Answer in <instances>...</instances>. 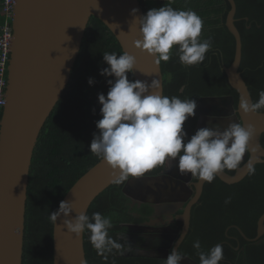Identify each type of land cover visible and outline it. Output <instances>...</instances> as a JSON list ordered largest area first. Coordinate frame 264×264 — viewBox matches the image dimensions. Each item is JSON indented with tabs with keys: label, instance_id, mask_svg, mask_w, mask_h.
Masks as SVG:
<instances>
[{
	"label": "water",
	"instance_id": "95a60500",
	"mask_svg": "<svg viewBox=\"0 0 264 264\" xmlns=\"http://www.w3.org/2000/svg\"><path fill=\"white\" fill-rule=\"evenodd\" d=\"M229 2L231 9L226 25L236 38V52L231 65L224 69L229 83L239 93L238 104L235 107L233 95L202 96L196 114L200 115L198 128L219 126L223 130L233 121L254 126L255 134L245 153H250L251 158L235 174L225 171L218 174L231 184L241 181L264 157L261 141L264 111L245 113L241 109L242 98L250 103H254V99L240 70L243 40L235 24L237 3ZM134 8L138 9L135 15ZM144 14L140 0H17L12 20L7 102L0 117V264H23L26 203L34 149L70 81L92 16L108 26L124 52L136 56L134 79L150 83L158 78L159 91L164 95L161 62L157 64L154 56L135 44L142 37L134 19ZM113 181V170L102 158L66 193L63 201H72L73 212L68 217L62 214L57 225L53 224V264H82L83 261L88 264L84 232L77 236L68 231L64 220L74 218L80 211L87 214L92 202ZM205 182L199 178L196 183L198 194ZM178 187L184 188V184L172 175H143L130 177L122 192L141 205L147 200L174 199ZM183 257L181 264H199L188 256Z\"/></svg>",
	"mask_w": 264,
	"mask_h": 264
},
{
	"label": "trees",
	"instance_id": "16d2710c",
	"mask_svg": "<svg viewBox=\"0 0 264 264\" xmlns=\"http://www.w3.org/2000/svg\"><path fill=\"white\" fill-rule=\"evenodd\" d=\"M235 1V24L243 40L240 70L255 103L259 99V92L264 90V0ZM140 3L147 13L150 8L167 4V0H140ZM171 6L175 9L194 10L202 17L204 28L200 39L211 38L212 47L203 62L189 66L181 64L174 46L171 58L166 62L161 61L164 95L198 101L201 96L230 93L234 96L237 107L239 93L229 83L224 69L231 65L236 52V38L226 25L231 9L229 0H175ZM104 53L120 55L124 51L108 26L98 17L92 16L70 81L48 117L34 149L26 203L23 264H53V223L50 221V214L58 210L60 202L73 184L102 159L90 152V144L94 134L99 133L96 121L102 118V105L98 95H107L110 88L108 80L115 79L100 74L102 68L108 67L103 59ZM128 75L130 80H135L133 73ZM90 77L95 80L92 85L88 83ZM1 114L2 109L0 117ZM195 121V117H192L185 122L189 137L196 131ZM261 141L264 146V133ZM164 166L165 163L158 165L144 175L155 174ZM257 178L258 175L251 173L236 183V186H230L216 176L206 184L210 190H206L205 200L214 199L217 205L215 209L225 211L229 198L233 202L239 198L236 202L243 198L247 200V194L243 197V192H246L244 185L260 183ZM125 182L113 183L106 188L92 202L87 213L90 218L94 212L110 217L112 227L109 235L122 247L111 253L98 255L90 242V232L85 229L84 243L88 264H146V259L120 255L125 241L126 227L123 223L135 221L130 213V198L122 192ZM238 185L243 187V192H233ZM223 197L224 199H220ZM205 211L212 212L210 203ZM205 211L201 213L200 230L214 228L216 221L220 219V216L210 215L205 218ZM196 240L200 241L201 249L191 247L192 251L188 252L200 263L199 251L208 252L213 242L207 239L205 233L200 234ZM165 261H160L159 264H166Z\"/></svg>",
	"mask_w": 264,
	"mask_h": 264
},
{
	"label": "clouds",
	"instance_id": "9594fccd",
	"mask_svg": "<svg viewBox=\"0 0 264 264\" xmlns=\"http://www.w3.org/2000/svg\"><path fill=\"white\" fill-rule=\"evenodd\" d=\"M174 2L167 0V4L150 8L146 14L134 19L142 37L135 41L136 47L146 50L159 64L171 58L175 46L181 64H199L212 47L211 38L200 39L204 28L202 17L191 9L173 8ZM132 12L135 15L138 9L134 8ZM103 59L108 67L102 68L100 74L115 79L108 80L107 95H98L102 118L96 121L99 133L94 134L90 152L102 157L111 167L114 183L141 177L168 159L177 161L181 174H191L207 182H212L226 169L238 168L255 134L252 124L233 121L223 130L219 126H204L189 137L185 122L196 116L197 100L162 95L158 78H153L150 83L130 80L128 74L135 72L138 63L131 53H104ZM88 83L94 84V78L90 77ZM241 109L245 113L264 109V90L259 92L255 103L242 98ZM71 212L72 201L62 200L58 210L51 212L50 221L57 225L62 214L68 217ZM64 225L77 236L87 229L98 255L122 247L109 235L111 218L100 212H94L90 218L80 211L74 218L65 219ZM193 247L200 250V241L196 240ZM223 257L221 244L208 252L199 251L200 264H219ZM183 258L179 252L170 251L166 264H181Z\"/></svg>",
	"mask_w": 264,
	"mask_h": 264
},
{
	"label": "flooded vegetation",
	"instance_id": "af4514ba",
	"mask_svg": "<svg viewBox=\"0 0 264 264\" xmlns=\"http://www.w3.org/2000/svg\"><path fill=\"white\" fill-rule=\"evenodd\" d=\"M199 118L200 115L196 114V129H198ZM250 158V153L245 154L238 168ZM237 169L224 171L235 174ZM251 173L258 175L257 179L264 182V157L253 165L242 180ZM157 174L174 176L177 180L182 181L184 188H177L179 192L174 195V199L147 200L138 205L130 198V213L135 221L123 223L126 227L125 241L122 243L124 249L120 255L134 259H146V264H159L160 261L166 260L170 251L175 250L180 255L188 256L199 263L188 251H192L194 248V240L200 234L205 233L207 239L213 242V246L217 244L223 246L224 257L219 264H264L263 182L256 185H244L246 192L242 191L241 185L235 187L233 192L241 191L243 197L247 194V200L245 201L243 198L236 202L239 198L235 201L236 203L231 200L227 203V207L225 206V211H220L215 209L217 205L213 198V200H205L206 190H210L206 185L207 181L204 183L201 193L198 194L196 183L199 177L181 174L177 167V161L168 159L163 169L149 175ZM227 185L236 186V183H227ZM220 199H224V197ZM212 201L213 203H211ZM208 203H210L212 212L205 211ZM188 207L189 214H187ZM203 211H205V218L207 215L220 216L214 228L200 230Z\"/></svg>",
	"mask_w": 264,
	"mask_h": 264
},
{
	"label": "built area",
	"instance_id": "2783aa9c",
	"mask_svg": "<svg viewBox=\"0 0 264 264\" xmlns=\"http://www.w3.org/2000/svg\"><path fill=\"white\" fill-rule=\"evenodd\" d=\"M17 0H1L0 11L3 21L0 23V109L6 104L8 86V67L13 38L12 20Z\"/></svg>",
	"mask_w": 264,
	"mask_h": 264
},
{
	"label": "crops",
	"instance_id": "0c3cea01",
	"mask_svg": "<svg viewBox=\"0 0 264 264\" xmlns=\"http://www.w3.org/2000/svg\"><path fill=\"white\" fill-rule=\"evenodd\" d=\"M0 5H1V0H0ZM2 21H3V15H2V13L0 11V23H2Z\"/></svg>",
	"mask_w": 264,
	"mask_h": 264
},
{
	"label": "bare ground",
	"instance_id": "6f19581e",
	"mask_svg": "<svg viewBox=\"0 0 264 264\" xmlns=\"http://www.w3.org/2000/svg\"><path fill=\"white\" fill-rule=\"evenodd\" d=\"M99 162V161H98Z\"/></svg>",
	"mask_w": 264,
	"mask_h": 264
}]
</instances>
